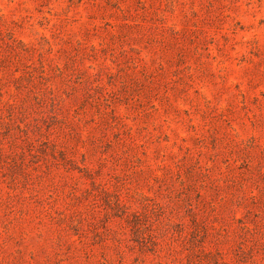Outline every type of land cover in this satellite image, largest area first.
Masks as SVG:
<instances>
[{"label":"rangeland","instance_id":"1","mask_svg":"<svg viewBox=\"0 0 264 264\" xmlns=\"http://www.w3.org/2000/svg\"><path fill=\"white\" fill-rule=\"evenodd\" d=\"M0 264H264V0H0Z\"/></svg>","mask_w":264,"mask_h":264}]
</instances>
